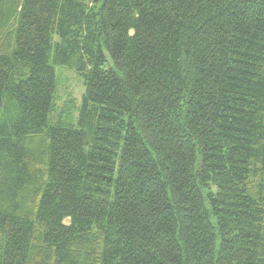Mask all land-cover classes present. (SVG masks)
<instances>
[{
	"label": "trees",
	"instance_id": "obj_1",
	"mask_svg": "<svg viewBox=\"0 0 264 264\" xmlns=\"http://www.w3.org/2000/svg\"><path fill=\"white\" fill-rule=\"evenodd\" d=\"M0 264H264V0H0Z\"/></svg>",
	"mask_w": 264,
	"mask_h": 264
},
{
	"label": "rangeland",
	"instance_id": "obj_2",
	"mask_svg": "<svg viewBox=\"0 0 264 264\" xmlns=\"http://www.w3.org/2000/svg\"><path fill=\"white\" fill-rule=\"evenodd\" d=\"M55 71L57 83L55 101L58 108L55 117L60 110L75 116L76 107L80 106L85 93L84 81L73 69L57 66Z\"/></svg>",
	"mask_w": 264,
	"mask_h": 264
},
{
	"label": "water",
	"instance_id": "obj_3",
	"mask_svg": "<svg viewBox=\"0 0 264 264\" xmlns=\"http://www.w3.org/2000/svg\"><path fill=\"white\" fill-rule=\"evenodd\" d=\"M109 63H112V61L109 59Z\"/></svg>",
	"mask_w": 264,
	"mask_h": 264
}]
</instances>
